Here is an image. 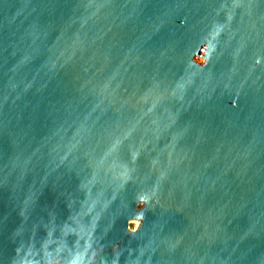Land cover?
<instances>
[{"label":"water","instance_id":"95a60500","mask_svg":"<svg viewBox=\"0 0 264 264\" xmlns=\"http://www.w3.org/2000/svg\"><path fill=\"white\" fill-rule=\"evenodd\" d=\"M0 264H264V0H0Z\"/></svg>","mask_w":264,"mask_h":264},{"label":"rangeland","instance_id":"374dc122","mask_svg":"<svg viewBox=\"0 0 264 264\" xmlns=\"http://www.w3.org/2000/svg\"><path fill=\"white\" fill-rule=\"evenodd\" d=\"M136 224H138V221L131 222L129 227L134 228Z\"/></svg>","mask_w":264,"mask_h":264},{"label":"bare ground","instance_id":"6f19581e","mask_svg":"<svg viewBox=\"0 0 264 264\" xmlns=\"http://www.w3.org/2000/svg\"><path fill=\"white\" fill-rule=\"evenodd\" d=\"M134 221H136V220H134ZM134 221H133V222H134Z\"/></svg>","mask_w":264,"mask_h":264}]
</instances>
